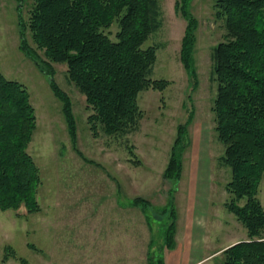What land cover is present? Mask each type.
<instances>
[{
    "label": "rangeland",
    "instance_id": "obj_1",
    "mask_svg": "<svg viewBox=\"0 0 264 264\" xmlns=\"http://www.w3.org/2000/svg\"><path fill=\"white\" fill-rule=\"evenodd\" d=\"M177 0H160L163 25L143 44L157 46L152 79H166L163 91L139 94L143 112L139 128L126 136L95 137L90 129L86 97L69 79L66 63H42L22 48L23 32L40 58L26 24L33 0H0V69L23 83L37 115L28 151L40 169L38 201L30 213L0 209V264H222L223 250L248 238L246 227L226 202L231 169L221 162L225 147L216 131L214 104L218 83L212 54L225 40L217 0H188L196 19L193 68L197 85L182 61L188 20ZM116 21L106 33L116 40ZM42 62V61H41ZM49 74L72 102L73 138L63 102ZM190 96V97H189ZM192 114L189 143L181 153V178L165 177L178 127ZM140 198V200H137ZM259 198L264 205V177ZM175 223L176 247L167 249L163 228Z\"/></svg>",
    "mask_w": 264,
    "mask_h": 264
},
{
    "label": "trees",
    "instance_id": "obj_2",
    "mask_svg": "<svg viewBox=\"0 0 264 264\" xmlns=\"http://www.w3.org/2000/svg\"><path fill=\"white\" fill-rule=\"evenodd\" d=\"M188 0L176 7L188 20L182 45V61L193 87L196 19ZM217 17L224 21L225 40L213 50L214 74L218 83L214 104L216 131L225 147L221 162L232 178L227 209L247 229L248 238L223 250L222 264H264V205L259 198L264 177V0H217ZM119 24L116 40L106 33ZM163 25L160 0H33L29 23L41 59L23 32L22 48L42 63H66L69 79L85 95L90 129L95 137L126 136L139 128L143 112L139 94L147 89L163 91L170 82L151 78L157 60V46L143 44ZM42 61V62H41ZM51 66V65H50ZM73 138L76 123L72 102L49 74ZM190 97V96H189ZM192 114L178 127L177 139L165 171L176 182L182 175L178 150L189 143ZM37 128V115L27 87L8 79L0 69V209L30 213L41 210L38 192L40 169L28 148ZM137 200H140L138 198ZM175 223L163 228L167 249H174ZM22 264H30L21 259ZM150 264H166L163 258Z\"/></svg>",
    "mask_w": 264,
    "mask_h": 264
},
{
    "label": "crops",
    "instance_id": "obj_3",
    "mask_svg": "<svg viewBox=\"0 0 264 264\" xmlns=\"http://www.w3.org/2000/svg\"><path fill=\"white\" fill-rule=\"evenodd\" d=\"M236 242H238V241H236ZM236 242H234V243H236ZM234 243H233V244H234Z\"/></svg>",
    "mask_w": 264,
    "mask_h": 264
}]
</instances>
